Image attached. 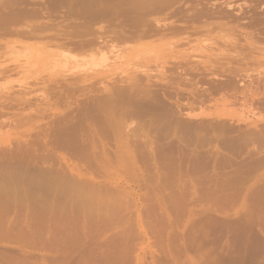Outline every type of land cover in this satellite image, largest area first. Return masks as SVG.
<instances>
[{
    "label": "rangeland",
    "instance_id": "1",
    "mask_svg": "<svg viewBox=\"0 0 264 264\" xmlns=\"http://www.w3.org/2000/svg\"><path fill=\"white\" fill-rule=\"evenodd\" d=\"M111 1H117L115 5L120 2L117 6L118 9L122 7L120 14ZM121 1L0 0V225L3 227H0V264H230V254L236 245L227 226L231 215L229 211L217 209L221 204L229 206V200L215 199L216 206L213 197H198L195 192L198 178L207 190L215 174L218 177L223 173L228 174L233 165H246L249 154L264 153V150L252 151L264 148V95L261 97L264 93V0ZM163 3L165 5L160 8L159 4ZM110 13L114 14L111 16ZM124 14L126 18H123ZM123 30L128 32L126 35L130 38L121 36L125 33ZM117 31H121L118 36L123 38L122 41L127 38L124 44H121V39L114 42ZM139 32L141 35L137 34ZM106 35L110 41L114 38L112 42H108ZM101 36L105 39L99 48L94 45L95 48L88 50L90 44L93 46L95 41L98 44L99 40H103ZM89 38L94 43L87 41ZM84 41L87 44L90 42L88 47ZM64 42L69 46L65 47ZM71 44H78V48L74 45L78 50ZM84 44L86 52L81 51ZM111 88L118 91L113 93ZM112 94L117 97L113 98ZM93 95H98L93 98L104 95V99L101 96L102 100H93ZM103 101L108 102L102 105ZM150 104L154 105L151 107ZM77 108L80 111H76ZM126 108L131 111L127 112ZM124 113L128 116L131 113L128 120ZM74 119L78 122L75 120L74 123ZM142 122L146 125L142 126ZM201 122H205V125ZM131 126L134 133L129 131L133 130ZM204 129L210 133L207 134ZM247 132L250 133L246 135ZM167 133H171L170 136ZM175 133L180 136L178 139ZM223 133L226 138L222 139ZM181 137L187 142L182 141ZM246 140L249 143L244 142ZM75 141L80 142V147L75 145ZM197 142L201 144L197 145ZM63 145L66 146L63 148ZM159 147L164 152L156 153ZM76 151L79 154L82 152V155ZM151 153L160 155L152 159ZM176 170L180 175L176 174ZM81 183H85V186ZM184 190L186 195H183ZM182 195L190 202H186L188 205L184 198H180ZM176 210L180 213H176ZM89 212L92 214L88 215ZM183 214L185 218L181 217ZM121 215H125L124 220ZM163 217L166 221L162 220ZM176 221H179L178 224ZM159 229L162 232L159 233ZM89 236L92 239H88ZM174 237L177 241L171 240ZM163 242L166 244L163 245ZM168 250L175 255L172 257ZM221 258L227 261L220 262Z\"/></svg>",
    "mask_w": 264,
    "mask_h": 264
},
{
    "label": "crops",
    "instance_id": "2",
    "mask_svg": "<svg viewBox=\"0 0 264 264\" xmlns=\"http://www.w3.org/2000/svg\"><path fill=\"white\" fill-rule=\"evenodd\" d=\"M257 150H264V148H256L252 151ZM249 156L246 165L232 166L233 169L231 168L228 175L225 174L227 177L224 175L216 176L217 178L213 177V181H211L207 190L205 184L198 178V186L195 192L198 197H213L219 200L222 198V200L229 199V206L226 207L225 205L222 208L221 205L219 210L221 212L229 211L231 215L230 223L232 225L230 226L229 223V230L231 237L236 240V245L230 254V264H264V153L260 155L251 153ZM254 197L256 198L254 199ZM232 198L234 199L232 200ZM254 200L256 201L254 202ZM254 203H256V206H254ZM258 212L261 213L258 214ZM226 261L225 258L220 259V262Z\"/></svg>",
    "mask_w": 264,
    "mask_h": 264
},
{
    "label": "bare ground",
    "instance_id": "3",
    "mask_svg": "<svg viewBox=\"0 0 264 264\" xmlns=\"http://www.w3.org/2000/svg\"><path fill=\"white\" fill-rule=\"evenodd\" d=\"M57 1H58V0H57ZM118 1H119V0H118ZM120 1H121V0H120ZM124 1H125V0H124ZM146 1H147V0H146ZM157 1H158V0H157ZM157 1H155V3H156ZM162 1H163V0H161V2H162ZM175 1H176V0H175ZM51 2H52V1H51ZM53 2H54V1H53ZM109 2H110V1H109ZM111 2H112V1H111ZM115 2H117V1H115ZM115 2H112V4H113L114 6L117 7L118 4H119L120 2H119L117 5H115ZM121 2H122V1H121ZM132 2H134V1H132ZM147 2H149V1H147ZM150 2L152 3V0H151ZM171 2H172V1H171ZM56 3H57V2H56ZM76 3H77V2H76ZM103 3H104V2H103ZM123 3H124V2H123ZM123 3H122L121 5H123ZM135 3H136V2H135ZM139 3H140V2H139ZM155 3H154V5H157V6H158V4H155ZM173 3H174V2H173ZM67 4H68V3H67ZM69 4H71V3H69ZM112 4H111V5H112ZM149 4H150V3H149ZM166 4H167V2H166ZM102 5H103V4H102ZM107 5H108V3H107ZM111 5H110V6H111ZM119 5H120V4H119ZM125 5H126V4H125ZM127 5H128V4H127ZM129 5H130V4H129ZM134 5H137V4H134ZM140 5H141V3H140ZM143 5H144V4H143ZM154 5H153V6L150 5V6L154 7L155 9H157V8L159 7V6H158V7H157V6L155 7ZM159 5H160V8H161V6H164L165 4L163 3V5H162V4H159ZM170 5H171V4H170ZM249 5H250V4H249ZM82 6H84V4H83ZM96 6H97V5H96ZM132 6H133V5H132ZM137 6H138V5H137ZM167 6H168V5H167ZM70 7H71V6H70ZM72 7H74V6H72ZM116 7H114V8H116ZM134 7H135V6H134ZM140 7H141V6H140ZM221 7H222V6H221ZM99 8H100V7H99ZM108 8H109V7H108ZM108 8H106V9H108ZM121 8H122V7H119V9H118V7L116 8V9H118L119 14H120V11H119V10H120ZM123 8H124V7H123ZM127 8H128V7H127ZM127 8H126V10H127ZM131 8H132V7L130 6V9H131ZM143 8H144V7H143ZM143 8H141V9H143ZM175 8H177V7H175ZM211 8H212V7H211ZM82 9H83V8H82ZM82 9H81V10H82ZM93 9H94V7H93ZM102 9H104V8H102ZM110 9H112V8H110ZM133 9H134V8H133ZM133 9H132V10H133ZM146 9H147V8H146ZM152 9H153V8H152ZM152 9H151V11H152ZM158 9H159V8H158ZM158 9H157V10H158ZM202 9H203V8H202ZM224 9H225V8H224ZM160 10H161V9H160ZM199 10H200V9H199ZM68 11H69V10H68ZM90 11H91V10H90ZM90 11H89V12H90ZM96 11H97V10H96ZM108 11H110V10L108 9ZM108 11H107V12H108ZM114 11H115V10H114ZM121 11H122V10H121ZM138 11H139V10H138ZM162 11H163V10H162ZM171 11H172V10H171ZM202 11H203V10H202ZM215 11H216V9H215ZM80 12H81V11H80ZM80 12H79V14H81ZM104 12H105V11H104ZM112 12H113V11L111 10V13H112ZM118 12L115 11L114 13L117 14V15L119 16ZM123 12H124V11H123ZM130 12H133V11L130 10ZM134 12H135V11H134ZM158 12H159V11H158ZM174 12H175V10H174ZM178 12H179V11H178ZM181 12H182V10H181ZM200 12H201V11H200ZM210 12H211V11H210ZM210 12H209V13H210ZM262 12H263V11H262ZM111 13H110V14H111ZM114 13H113V14H114ZM135 13H136V12H135ZM150 13H151V12H150ZM154 13H155V12H154ZM197 13H198V12H197ZM215 13H216V12H215ZM220 13H221V12H220ZM231 13H232V12H231ZM97 14H98V13H97ZM113 14H111V16H112ZM125 14H126V12H125ZM125 14H124V15H125ZM148 14H149V13H148ZM184 14H185V13H184ZM235 14H236V13H235ZM244 14H245V13H244ZM124 15H123V16H124ZM205 15H206V14H205ZM233 15H234V14H233ZM118 16H117V17H118ZM121 16H122V15H121ZM130 16H131V15H130ZM141 16H142V15H141ZM186 16H187V15H186ZM193 16H194V15H193ZM197 16H198V14H197ZM201 16H202V15H201ZM107 17H108V16H107ZM114 17H115V15H114ZM114 17H113V18H114ZM119 17H120V16H119ZM133 17H134V16H133ZM135 17H136V16H135ZM195 17H196V16H195ZM198 17H200V16H198ZM255 17H256V16H255ZM89 18H90V17H89ZM111 18H112V17H111ZM115 18H116V17H115ZM123 18H126V15H125ZM123 18H122V19H123ZM131 18H132V17H131ZM187 18H188V17H187ZM227 18H228V17H227ZM231 18H232V16H231ZM238 18H239V17H238ZM232 19H233V18H232ZM259 19H260V18H259ZM100 20H101V19H100ZM158 20H159V19H158ZM165 20H166V19H165ZM186 20H188V19H186ZM122 21H123V20H122ZM124 21H125V20H124ZM143 21H144V20H143ZM156 21H157V20H156ZM190 21H191V20H190ZM158 22H159V21H158ZM167 22H168V21H167ZM257 22H258V21H257ZM87 23H89V22H87ZM116 23H117V22H116ZM137 23H138V21H137ZM165 23H166V22H165ZM165 23H164V24H165ZM215 23H216V22H215ZM113 24H114V23H113ZM142 24H143V23H142ZM169 24H170V23H169ZM110 25H112V24H110ZM135 25H136V24H135ZM149 25H150V24H149ZM117 26H118V25H117ZM171 26H172V25H171ZM212 26H214V25H212ZM43 27H45V26L43 25ZM66 27H67V26H66ZM87 27H88V26H87ZM125 27H126V26H125ZM135 27H136V26H134V29L136 30ZM158 27H159V26H158ZM163 27H164V26H163ZM167 27H168V26H167ZM168 28H169V27H168ZM173 28H174V27H173ZM40 29H41V28H40ZM85 29H86V28H85ZM85 29H84V30H85ZM124 29H125V28H124ZM146 29H148V28H146ZM149 29H150V28H149ZM64 30H65V29H64ZM113 30H114V29H113ZM113 30H112V31H113ZM125 30H126V29H125ZM137 30H138V29H137ZM137 30H136V31H137ZM151 30H152V29H151ZM151 30H150V31H151ZM257 30H258V29H257ZM28 31H29V30H28ZM145 31H146V30H145ZM147 31H148V30H147ZM147 31H146V32H147ZM258 31H259V30H258ZM19 32H20V31H19ZM109 32H110V31H109ZM123 32H125V33H123ZM123 32H122V33H123L122 35H121V31H120V32L117 31V33L114 32V33H116L117 38L119 39V40H118V39L116 38V41L114 40V42H120V39H121V41H122V39H123L121 36H124V35H126V34L128 35V32L126 33V31H124V30H123ZM140 32H141V31H140ZM140 32L137 33V34L141 35ZM143 32H144V31H143ZM153 32H154V31H153ZM172 32H173V31H172ZM114 33H113V35H115ZM118 33H120L121 36H118ZM239 33H240V32H239ZM254 33H255V32H254ZM260 33H262V32H260ZM25 34H26V33H25ZM28 34H29V33H28ZM92 34H93V33H92ZM111 34H112V33H111ZM111 34H110V36H111ZM130 34H131V33H130ZM130 34H129V35H130ZM143 34L145 35V33H143ZM62 35H63V34H62ZM66 35H68V34H66ZM97 35H98V33H97ZM100 35H102V34H100ZM113 35H112V38H113ZM116 35H115V36H116ZM127 35H126V36H127ZM139 35H138V36H139ZM27 36H28V35H27ZM29 36H30V35H29ZM103 36H105V35H103ZM103 36H101L102 39H103V38L105 39V37H103ZM126 36H125V37H126ZM134 36H135V35H134ZM145 36H146V35H145ZM239 36H240V35H239ZM57 37H58V36H57ZM57 37H56V38H57ZM106 37L109 38L108 35H106ZM127 37L130 38V36H127ZM132 37H133V36H132ZM132 37H131V39H132ZM136 37H137V36H136ZM54 38H55V37H54ZM93 38H94V37H93ZM93 38H92V39H93ZM98 38H100V37H98ZM108 38H107V40H108V42H109V41H110V38H109V39H108ZM134 38H135V37H134ZM95 39H96V38H95ZM100 39H101V38H100ZM104 39H103L102 41L98 39V40L100 41V43L97 44V41H95L96 43L93 44V46H92V45L90 44V42L93 41V40H91V39L89 38V40H87V41H90V40H91L88 44H90L92 47H90V45H89L88 50L91 49V48H93L94 45H95V47H96V45H97L98 48H99V45H101V44L103 43ZM113 39H114V38H113ZM113 39H112V40H113ZM257 39H258V38H257ZM48 40H50V39H48ZM112 40H111L110 42H112ZM117 40H118V41H117ZM126 40H127V38H126ZM126 40H125V41H126ZM129 40H130V39H129ZM77 41H78V40H77ZM87 41H86V42L84 41V43L87 44ZM125 41H122L121 44H122L123 42L125 43ZM68 42H69V41H68ZM101 42H102V43H101ZM108 42H107V44L110 43V42H109V43H108ZM58 43H59V42H58ZM58 43H57V44H58ZM60 43L63 44L62 42H60ZM60 43H59V44H60ZM81 43H82V42H81ZM91 43H94V42H91ZM124 43H123V44H124ZM238 43H239V42H238ZM258 43H259V41H258ZM59 44H58V46H59ZM64 44H65V47L69 46V45L66 46V43H65V42H64ZM67 44H68V43H67ZM82 44H83V43H82ZM88 44L86 45V47H88ZM72 45H73V44H71V46H72ZM74 45H75V44H74ZM74 45H73L74 48H75V46H76L77 48H78V46H79L78 44H77L78 46H77V45L74 46ZM80 46H81V45H80ZM110 46H111V44H110ZM110 46H109V47H110ZM114 46H115V45H114ZM255 46H256V45H255ZM81 47H82V46H81ZM95 47H94V48H95ZM100 47H103V45L100 46ZM61 48H62V47H61ZM63 48H64V46H63ZM77 48H75V49H77ZM96 48H97V47H96ZM98 48H97V49H98ZM75 49H74V50H75ZM85 49H87V48H85V44H84V48L82 47V48H81V51H83V50H85ZM100 49H101V48H100ZM100 49H99V50H100ZM77 50H78V49H77ZM243 50H244V49H243ZM79 51H80V48H79ZM86 51H87V50H85V52H86ZM93 51H94V50H93ZM239 52H240V50H239ZM96 53H97V52H96ZM236 54H237V53H236ZM71 56H72V55H71ZM216 62H217V61H216ZM237 62H238V61H237ZM213 63H214V62H213ZM250 63H251V62H250ZM220 64H221V63H220ZM253 64H254V63H253ZM256 66H257V65H256ZM177 67H178V66H177ZM188 69H189V68H188ZM231 69H232V68H231ZM237 69H238V68H237ZM191 70H192V68H191ZM184 71H185V70H184ZM238 71H240V70H238ZM250 71H251V70H250ZM202 72H203V71H202ZM235 72H236V71H235ZM204 73H205V72H204ZM230 73H231V72H230ZM252 73H253V71H252ZM178 74H179V73H178ZM202 74H203V73H202ZM235 75H236V74H235ZM253 75H254V74H253ZM256 76H257V75H256ZM174 77H176V76H174ZM188 77H189V76H188ZM224 77H225V76H224ZM244 77H247V76H244ZM244 77H243V78H244ZM183 78H184V77H183ZM222 78H223V77H222ZM260 78H261V77H260ZM176 79H177V78H176ZM192 79H193V78H192ZM232 79H233V78H232ZM251 79H252V77H251ZM211 81H212V80H211ZM217 81H218V80H217ZM225 81H226V80H224V81H222V82H225ZM261 81H262V80H261ZM263 81H264V80H263ZM194 82H195V81H194ZM234 82H235V81H234ZM257 82H258V81H257ZM87 83H89V82H87ZM239 83H242V82H239ZM247 83H249V81H248ZM258 83H259V82H258ZM185 84H186V83H185ZM197 84H198V83H197ZM215 84H216V83H215ZM226 84H227V83H226ZM62 85H63V84H62ZM79 85H80V84H79ZM79 85H78V86H79ZM89 85H90V84H89ZM121 85H122V84H121ZM239 85H240V84H239ZM242 85H243V84H242ZM124 86H125V85H124ZM209 86H210V85H209ZM221 86H222V88H223V84H222ZM240 86H241V85H240ZM251 86H253V85H251ZM251 86H250V87H251ZM257 86H258V85H257ZM85 87H86V86H85ZM114 87H115V86H114ZM192 87H193V86H192ZM212 87H213V86H212ZM224 87H225V84H224ZM66 88H67V87H66ZM79 88H80V87H79ZM93 88H94V87H93ZM93 88H92V89H93ZM126 88H127V87H126ZM225 88H226V87H225ZM236 88H237V87H236ZM243 88H244V87H243ZM259 88H260V87H259ZM86 89H87V88H86ZM100 89H101V88H100ZM111 89L113 90V88H111ZM116 89H117V88H116ZM123 89H124V88H123ZM200 89H201V88H200ZM205 89H206V88H205ZM209 89H210V88H209ZM218 89H219V86H218ZM255 89H256V88H255ZM262 89H263V88H262ZM105 90H106L105 92H106V94H107V88H105ZM112 90H111V91H112ZM248 90H249V89H248ZM250 90H251V88H250ZM257 90H258V89H257ZM257 90H256V91H257ZM111 91H110V92H111ZM117 91H118V90H117ZM117 91H116V92H117ZM154 91H155V90H154ZM154 91H153V92H154ZM207 91H208V90H207ZM227 91H228V88H227ZM116 92L113 90V93H116ZM170 92H171V91H170ZM129 93H130V92H129ZM247 93H248V92H247ZM247 93H246V94H247ZM254 93H255V91H254ZM106 94H105V95H106ZM108 94H109V93H108ZM125 94H126V93H125ZM151 94H152V93H151ZM198 94H199V93H198ZM94 95H95V94H94ZM94 95H93L91 98L98 96V95H96V96H94ZM112 95H114V94H112ZM115 95H116V94H115ZM115 95L112 96V97H113V98H114V97H117V96H115ZM195 95H196V94H195ZM263 95H264V93L261 95V97H262ZM101 96H102V95H99V97H101ZM231 96H232V95H231ZM231 96H230V97H231ZM243 96H244V95H243ZM245 96H246V95H245ZM99 97H97L98 100H102V97H103V99H104V95L101 97V99H100ZM123 97H124V96H123ZM196 97H197V96H196ZM97 98H93V100H94V99H97ZM137 98H138V97H137ZM143 98H144V97H143ZM220 98H221V96H220ZM233 98H234V97H233ZM239 98H240V97H239ZM239 98H238V99H239ZM255 99H257V98H255ZM260 99H261V98H260ZM262 99H263V98H262ZM91 100H92V99H91ZM106 100H107V99H106ZM117 100H118V99H117ZM122 100H123V98H122ZM133 100H134V99H133ZM135 100H136V99H135ZM137 100H139V99H137ZM140 100H141V98H140ZM257 100H258V99H257ZM83 101H84V100H83ZM96 101H97V100H96ZM115 101H116V99H115ZM118 101H120V100H118ZM146 101H147V100H146ZM261 101H262V100H261ZM263 101H264V100H263ZM263 101H262V102H263ZM91 102H93V101H91ZM106 102H108V101H106ZM106 102L103 101V102H102V105H106ZM113 102H114V101H113ZM128 102H129V101H128ZM136 102H137V101H136ZM143 102H144V101H143ZM143 102L141 101V103H143ZM253 102H254V99H253ZM87 103H88V102H87ZM94 103H95V101H94ZM97 103H98V102H96V104H97ZM99 103H100L99 105H101V101H99ZM103 103H104V104H103ZM116 103H117V102H116ZM129 103H131V101H130ZM138 103L140 104V102H138ZM145 103H146V102H145ZM145 103H144V105H145ZM148 103H149V101H148ZM148 103H147V104H148ZM158 103H159V102H158ZM166 103H167V102H166ZM255 103H256V102H255ZM31 104H32V103H31ZM63 104H64V103H63ZM79 104H80V103H79ZM88 104H89V103H88ZM132 104H133V102H132ZM160 104H161V103H160ZM164 104H165V103H164ZM182 104H183V103H182ZM257 104H258V103H257ZM86 105H87V104H86ZM93 105H94V104H93ZM134 105H135V103H134ZM141 105H142V104H141ZM150 105H151V107H152L154 104H153V105L150 104ZM150 105H148V106H150ZM168 105H169V104H168ZM263 105H264V104H263ZM78 106H79V105H78ZM87 106H88V105H87ZM115 106H116V104H114V107H115ZM138 106H139V105H138ZM145 106H146V105H145ZM156 106H157V105H156ZM159 106H160V105H159ZM162 106H163V105H162ZM90 107H91V106H90ZM103 107H105V106H103ZM106 107H107V106H106ZM116 107H117V106H116ZM136 107H137V106H136ZM142 107H143V106H142ZM157 107H158V106H157ZM166 107H167V106H166ZM169 107H170V106H169ZM177 107H178V106H177ZM179 107H180V109H181V105H180ZM258 107H259V106H258ZM263 107H264V106H263ZM122 108H123V107H122ZM138 108H139V107H138ZM148 108H149V107H148ZM160 108H161V107H160ZM160 108H159V109H160ZM71 109H72V108H71ZM71 109H70V110H71ZM77 109H78V108H77ZM86 109H87V108H86ZM97 109H98V108H97ZM105 109H107V108H105ZM111 109H112V108H111ZM127 109H128V108H126V111H127V112L131 111L130 108H129V111H128ZM149 109H151V108H149ZM159 109L156 108V110H159ZM161 109H163V108H161ZM161 109H160V110H161ZM172 109H173V108H172ZM81 110H82V109H81ZM99 110H100V109H99ZM101 110H103V109H101ZM154 110H155V109H154ZM154 110H153V111H154ZM160 110H159V111H160ZM166 110H167V109H166ZM76 111H80V110L78 109V110H76ZM115 111H116V110H114V112H115ZM147 111H148V110H147ZM149 111H150V110H149ZM149 111H148V112H149ZM162 111H163V110H162ZM81 112H83V111H81ZM103 112H104V111H103ZM127 112H126V114H127ZM167 112H168V111H167ZM167 112H166V113H167ZM175 112H176V111H175ZM175 112H174V113H175ZM252 112H253V111H252ZM0 113H1V112H0ZM95 113H96V112H95ZM95 113H94V114H95ZM115 113H116V112H115ZM115 113H114V114H115ZM80 114H81V113H80ZM106 114H107V113H106ZM124 114H125V113H124ZM126 114H125V119H127L128 117L131 116V115H130L131 113L129 114V116L126 115ZM132 114H133V113H132ZM159 114H160V113H159ZM161 114H162V113H161ZM161 114H160V115H161ZM72 115H73V113H72ZM99 115H100V114H99ZM115 115H116V114H115ZM134 115H137V116H138L137 113H134ZM139 115H140V114H139ZM162 115H163V114H162ZM162 115H161V116H162ZM166 115H170V114H165L164 116H166ZM85 116H87V115L85 114ZM171 116H172V114H171ZM75 117H76V115H75ZM100 117H101V116H100ZM100 117H99V118H100ZM103 117H104V116H103ZM120 117H121V116H120ZM140 117H141V116H138V118H140ZM168 117H170V116H168ZM175 117H176V116H175ZM175 117H174V118H175ZM115 118H116V116H115ZM138 118H137V119H138ZM142 118H143V117H142ZM147 118H148V117H147ZM170 118H173V117H170ZM174 118H173V119H174ZM177 118H178V116H177ZM177 118H176V119H177ZM180 118H181V117H180ZM78 119H79V117H78ZM119 119H120V118H119ZM123 119H124V118H123ZM143 119H144V118H143ZM75 120H76V119H74V123H75ZM127 120H128V119H127ZM135 120H136V119H135ZM139 120H140V119H139ZM147 120H148V119H147ZM149 120H150V119H149ZM152 120H153V119H152ZM157 120H158V119H156V121H157ZM170 120H171V119H170ZM183 120H184V119H183ZM62 121H63V120H61V121L59 122V124H60ZM71 121H72V120H71ZM93 121H94V120H93ZM140 121H142V119H141ZM150 121H151V120H150ZM179 121H180V120H179ZM184 121L186 122V120H184ZM184 121H183V122H184ZM200 121H201V119H200ZM209 121H210V120H209ZM6 122H7V121H6ZM76 122H78V120H76ZM82 122H83V121H82ZM102 122H104V121H102ZM137 122H138V121H137ZM144 122H145V119H144ZM158 122H159V121H158ZM163 122H166V120L163 121ZM177 122H178V120H177ZM188 122H190V121L188 120ZM218 122H219V121H218ZM69 123H70V122H69ZM71 123H72V122H71ZM74 123H73V125H74ZM80 123H81V122H80ZM88 123H89V122H88ZM96 123H97V122L95 121V124H96ZM118 123H119V122H118ZM118 123H117V124H118ZM138 123H140V122H138ZM146 123H147V122H146ZM154 123H155V122H154ZM174 123H176V122H174ZM174 123H172V124H174ZM181 123H182V122H179V124H181ZM212 123H213V121H212ZM3 124H4V123H3ZM54 124H56V123H54ZM127 124H128V123H127ZM135 124H136V123H135ZM142 124H143L142 126H145V125H146V124L144 125L143 122H142ZM155 124H156V123H155ZM169 124H170V121H169ZM176 124H177V123H176ZM176 124H175V125H176ZM179 124H178V127L180 126ZM183 124H184V126H185V123H183ZM186 124H188V123H186ZM190 124H191V123H190ZM200 124H202V122H201ZM203 124L205 125V122H203ZM203 124H202V125H203ZM215 124H216V123H215ZM226 124H227V123H226ZM229 124H230V123H229ZM52 125H53V124H52ZM65 125H67V123H66ZM78 125H80V124H78ZM84 125H85V124H84ZM101 125H102V124H101ZM222 125H223V124H222ZM239 125H240V124H239ZM247 125H248V124H247ZM58 126H59V125H58ZM67 126H68V125H67ZM69 126H70V125H69ZM75 126H76V125H75ZM75 126H74V127H75ZM138 126H139V125H138ZM151 126H152V125H151ZM153 126H155V125L153 124ZM166 126H167V124H166ZM170 126H171V124H170ZM182 126H183V125H181V128H180L181 130H182ZM186 126L190 127L189 125H186ZM192 126H193V125H192ZM195 126H196V125H195ZM199 126H200V125H199ZM206 126H207V125H206ZM206 126H204V127H206ZM213 126H214V125H213ZM224 126H225V125H224ZM224 126H223V127H224ZM229 126H230V125H229ZM229 126H228V127H229ZM70 127H71V126H70ZM79 127H80V126H79ZM81 127H82V125H81ZM83 127H86V126H83ZM98 127H100V126L98 125ZM98 127L96 126V128H98ZM101 127H102V126H101ZM103 127L105 128V126H103ZM111 127H112V126H111ZM161 127H162V125H161ZM235 127H236V126H235ZM257 127H259V126H257ZM257 127H256L255 129H257ZM260 127H261V126H260ZM53 128H54V127H53ZM55 128H56V127H55ZM58 128H59V127H58ZM61 128H63V127H61ZM65 128H66V127H65ZM72 128H73V127H72ZM75 128H77V127H75ZM86 128H87V127H86ZM86 128H85V130H86ZM131 128H132V126H131ZM138 128H139V127H138ZM148 128H149V127H148ZM152 128H153V127H152ZM152 128H151V129H152ZM184 128H185V127H184ZM184 128H183V129H184ZM186 128H187V127H186ZM186 128H185V129H186ZM213 128H214V127H213ZM225 128H226V127H225ZM229 128H231V127H229ZM229 128H228V129H229ZM240 128H241V127H240ZM245 128H246V127H245ZM248 128H249V127H248ZM63 129H64V128H63ZM67 129H68V127H67ZM67 129H66V130H67ZM80 129H81V128H80ZM102 129H103V128H102ZM132 129H133V128H132ZM149 129H150V128H149ZM157 129H158V128H157ZM169 129H170V128H169ZM169 129H168V130H169ZM191 129H192V128H191ZM199 129H200V128H199ZM219 129H222V128H219ZM228 129H227V130H228ZM231 129H232V128H231ZM260 129H261V128H260ZM263 129H264V127H263ZM60 130H61V129H60ZM72 130H75V129H72ZM176 130H178V128H177ZM204 130H205V129H204ZM215 130H217V128H216ZM243 130H244V129H243ZM245 130H246V129H245ZM247 130H249V129H247ZM247 130H246V131H247ZM257 130H259V129H257ZM61 131H62V130H61ZM61 131H60V132H61ZM76 131H77V130H76ZM76 131H75V132H76ZM98 131H100V130H98ZM103 131H106V129H104ZM109 131H110V130H109ZM129 131H133V133H134V129H133V130H129ZM135 131H136V129H135ZM165 131H166V130H165ZM169 131H171V129H170ZM169 131H168V132H169ZM184 131H185V130H184ZM186 131H187V130H186ZM195 131H196V130H195ZM205 131H207V130H205ZM217 131H218V130H217ZM222 131H224V130L222 129ZM250 131H251V133H252V130H250ZM49 132H51V131H49ZM57 132H58V131H57ZM106 132H107V131H106ZM122 132H123V131H122ZM127 132H128V131H127ZM149 132H150V131H149ZM157 132H158V131H157ZM175 132H176V131H175ZM182 132H183V131H182ZM188 132H189V131H188ZM258 132H260V130H259ZM64 133H65V132H64ZM101 133H102V132H101ZM150 133H152V131H151ZM150 133H149V134H150ZM153 133H154V132H153ZM153 133H152V134H153ZM163 133H164V131H163ZM178 133H179V132H178ZM180 133H181V132H180ZM206 133L209 134L210 132L208 133V131H207ZM224 133H225V132H224ZM224 133H223V137H222V134H221L222 139H223V138H226V137H224ZM237 133H238V132H237ZM237 133H236V134H237ZM243 133H244V132H243ZM249 133H250V132H249ZM249 133L247 132L246 135H248ZM67 134H68V133H67ZM108 134H109V133H108ZM165 134H166V133H165ZM167 134H168V136H170L169 134H171V133H167ZM189 134H190V133H189ZM239 134H240V133H239ZM254 134H255V133H254ZM256 134H258V133L256 132ZM256 134H255V135H256ZM261 134H262V133H261ZM58 135H59V134H58ZM65 135H66V134H65ZM73 135H74V134H73ZM73 135H72V136H73ZM75 135H76V134H75ZM101 135H102V134H100V137L102 138L103 136H101ZM133 135H136V134H133ZM137 135H138V134H137ZM137 135H136V136H137ZM157 135H159V133H158ZM183 135H185V133H184ZM190 135H191V134H190ZM203 135H204V134H203ZM217 135H218V134H217ZM48 136H49V134H48ZM60 136L62 137L63 135L61 134ZM82 136H83V134H82ZM105 136H106V135H105ZM108 136H110V135H108ZM108 136H107V137H108ZM127 136H128V135H127ZM160 136H161V134H160ZM174 136H176V133H175ZM201 136H202V135H201ZM242 136H243V135H242ZM253 136H254V135H253ZM256 136H258V135H256ZM262 136H264V135H262ZM262 136L260 135L259 137H262ZM49 137H50V136H49ZM63 137H64V136H63ZM74 137H75V136H74ZM76 137H78V136H76ZM88 137H89V136H88ZM130 137H132V134H131ZM165 137H166V136H165ZM176 137H177L176 139H178L180 136L178 137V135H177ZM182 137H184V136H182ZM182 137H181V138H182ZM236 137H237V135H236ZM249 137H250V136H249ZM59 138H60V137H59ZM65 138H66V136H65ZM93 138H94V137H93ZM110 138H111V136H110ZM151 138H152V135H151ZM154 138H155V137H154ZM159 138H160V137H159ZM163 138H164V136H163ZM181 138H180V139H181ZM186 138H187V137H186ZM186 138H185V139H186ZM189 138H190V137H189ZM206 138H207V137H206ZM228 138H230V137H228ZM231 138H232V137H231ZM238 138H239V137H238ZM238 138H237V139H238ZM241 138H243V137H241ZM250 138H252V137H250ZM256 138L258 139V137H255L254 139H256ZM66 139H67V138H66ZM73 139H74V138H73ZM73 139H72V140H73ZM134 139H135V138H134ZM166 139H167V138H166ZM171 139H172V138H171ZM182 139H183L182 141L187 142L186 140H184V138H182ZM191 139H192V138H191ZM191 139H190V140H191ZM212 139H213V137H212ZM220 139H221V138H220ZM220 139H218L217 142H219ZM232 139H233V138H232ZM234 139H235V137H234ZM246 139H247V137H246ZM58 140H59V139H58ZM62 140H63V139H62ZM77 140H78V139H77ZM106 140H107V139H106ZM153 140H154V139H153ZM163 140H164V139H163ZM174 140H175V139H174ZM187 140H188V139H187ZM194 140H195V139H194ZM210 140H211V138H210ZM226 140H227V139H226ZM226 140H225V141H226ZM235 140H236V139H235ZM248 140H249V139H248ZM252 140H253V139H252ZM28 141H29V140H28ZM59 141H60V140H59ZM138 141H139V140H138ZM159 141H161V140H158V142H159ZM175 141H176V140H175ZM178 141H179V140H178ZM201 141H202V140H201ZM211 141H212V140H211ZM211 141H210V142H211ZM223 141H224V140H223ZM228 141H229V140H228ZM233 141H234V140H233ZM238 141H239V139H238ZM238 141H237V143H238ZM254 141H255V140H254ZM254 141H253V142H254ZM261 141H262V140H261ZM263 141H264V140H263ZM67 142H69V141H67ZM75 142H76L75 145H77V144H78V143H77L78 141H75ZM106 142H107V141H106ZM132 142H133V141H132ZM136 142H137V141H136ZM154 142H155V141H154ZM161 142H162V141H161ZM192 142H193V140H192ZM192 142H191V143H192ZM210 142H209V143H210ZM226 142H227V141H226ZM229 142H231V141H229ZM240 142H241V141H240ZM242 142H243V141H242ZM244 142L249 143L247 140L244 141ZM20 143H21V142H20ZM22 143H23V142H22ZM32 143H33V141H32ZM51 143H52V142H51ZM64 143H65V142H64ZM70 143H71V142H70ZM82 143H83V142H82ZM86 143H87V141H86ZM170 143L172 144L173 142H170ZM175 143H176V142H175ZM183 143H184V142H183ZM205 143H206V142H205ZM219 143H220V142H219ZM34 144H35V143H34ZM46 144H47V143H46ZM72 144H73V143H72ZM79 144H80V142H79ZM79 144H78V146H79ZM83 144H84V143H83ZM96 144H97V143H96ZM109 144H110V143H109ZM158 144H159V143H158ZM158 144H156V145H158ZM168 144H169V143H168ZM185 144H186V143H185ZM185 144H184V145H185ZM198 144H201V143H198V142H197V145H198ZM210 144H211V143H210ZM222 144H223V143H221V145H222ZM229 144H230V143H229ZM232 144H233V143H232ZM245 144H246V143H245ZM15 145H16V144H15ZM19 145H21V144H19ZM61 145H62V144H61ZM68 145H69V144L67 143V146H68ZM135 145H136V144H135ZM138 145H139V144H138ZM160 145H161V144H160ZM177 145H178V142H177ZM179 145H180V144H179ZM184 145H183V146H184ZM221 145H220V146H221ZM223 145H224V144H223ZM225 145H226V144H225ZM233 145H235V144H233ZM233 145H232V146H233ZM238 145H239V144H238ZM240 145H241V144H240ZM243 145H244V144H243ZM243 145H242V146H243ZM24 146H25V145H24ZM64 146H66V145H63V148H64ZM71 146H72V145H71ZM85 146H87V144H86ZM113 146H114V145H113ZM130 146H131V145H130ZM153 146H154V145H153ZM220 146H219V148H220ZM230 146H231V145H230ZM22 147H23V146H22ZM37 147H38V146H37ZM61 147H62V146H61ZM79 147H80V146H79ZM135 147H136V146H135ZM163 147H164V146H163ZM166 147L168 148L169 146H166ZM177 147H178V146H177ZM179 147H182V145L179 146ZM179 147H178V148H179ZM185 147H186V146H185ZM239 147H240V146H239ZM39 148H40V147H39ZM86 148H87V147H86ZM140 148H141V147H140ZM155 148H157V147H155ZM160 148H161V147H159L158 151L156 150V153H157V152H162V150H163V152H164V149H163V148L160 149ZM173 148H176V146H173ZM188 148H190V147H188ZM28 149H29V148H28ZM30 149H31V148H30ZM37 149H38V148H37ZM74 149H75V148H74ZM83 149H85V148H83ZM97 149H98V148H97ZM165 149H166V148H165ZM169 149H171V148H169ZM200 149H201V148H200ZM200 149H198V150H200ZM117 150H118V149H117ZM117 150H116V151H117ZM119 150H120V149H119ZM139 150H140V149H139ZM154 150H155V149H154ZM171 150H172V149H171ZM173 150H175V149H173ZM177 150H178V149H177ZM182 150H184V149H182ZM228 150H229V149H228ZM236 150H237V149H236ZM239 150H240V149H239ZM27 151H28V150H27ZM71 151H72V150H71ZM86 151H87V149H86ZM120 151H121V150H120ZM165 151H166V150H165ZM167 151H169V150H167ZM188 151H190V150H188ZM226 151H227V150H226ZM74 152H75V151H74ZM76 152H78V151H76ZM80 152H81V151H80ZM82 152H84V151L82 150ZM82 152H81V154H79V152H78V154L81 156V155H82ZM108 152H109V151H108ZM114 152H115V151H114ZM118 152H119V151H118ZM142 152H143V150H142ZM148 152H149V151H148ZM170 152H172V151H170ZM195 152H196V151H195ZM216 152H217V151H216ZM85 153H86V152H85ZM85 153H84V154H85ZM115 153H116V152H115ZM120 153H121V152H120ZM120 153H119V155H120ZM137 153H138V152H137ZM137 153H135V154H137ZM143 153H144V152H143ZM149 153H150V152H149ZM156 153H151V158H152V159H153V158L156 159V156H159V155H160L159 153H158L159 155H158V154L155 155ZM177 153H178V152H177ZM179 153H180V152H179ZM187 153H188V152H187ZM213 153H214V152H213ZM227 153H230V151L227 152ZM74 154H77V153H74ZM78 154H77V155H78ZM84 154H83V155H84ZM94 154H96V153H94ZM116 154H117V153H116ZM141 154H142V153H141ZM145 154H146V153H144L143 155H145ZM161 154H162V153H161ZM168 154H169V153H168ZM168 154H167V156H168ZM51 155H52V154H51ZM109 155H110V154H109ZM143 155H142V156H143ZM163 155H164V154H163ZM185 155H186V154H185ZM185 155H184V157L187 159V157H186ZM224 155H225V153H224ZM224 155H223V156H224ZM115 156H118V155H115ZM137 156H138V155H137ZM139 156H140V155H139ZM142 156H141V157H142ZM146 156H147V155H146ZM148 156H149V154H148ZM164 156H165V155H164ZM167 156H166V157H167ZM52 157H53V156H52ZM52 157H51V158H52ZM82 157H83V156H82ZM84 157H86V155H85ZM118 157H119V156H118ZM143 157H144V156H143ZM169 157H170V156H169ZM171 157H173L172 154H171ZM184 157H183V159L181 158L183 161H184V159H185ZM200 157L203 158L204 156L201 155ZM234 157H235V156H234ZM162 158H163V157H162ZM52 159H54V158H52ZM82 159H83V158H82ZM112 159H113V158H112ZM137 159H139V158H137ZM137 159H136V160H137ZM148 159H149V157H148ZM166 159H167V158H166ZM166 159H165V161H166ZM188 159H189V158H188ZM204 159H205V158H204ZM207 159H208V158H207ZM215 159H216V158H215ZM218 159H219V158H218ZM221 159H222V158H221ZM221 159H220V160H221ZM224 159H225V157H224ZM227 159H228V158H227ZM110 160H111V159H110ZM116 160H118L117 157H116ZM161 160H162V159H161ZM220 160H219V161H220ZM53 161H55V160H53ZM82 161H83V160H82ZM158 161H159V160H158ZM179 161H180V160H179ZM202 161H203V160H202ZM224 161H225V160H224ZM229 161H231V160H229ZM88 162H89V160H88ZM113 162H114V161H113ZM146 162H147V160H146ZM173 162H174V161H173ZM173 162H171V163H173ZM196 162H197V161H196ZM199 162H200V161H199ZM207 162H209V160H208ZM215 162H216V161H215ZM143 163H144V162H143ZM158 163H159V162H158ZM166 163H167V162H166ZM168 163H169V162H168ZM184 163H185V162H184ZM184 163H183V164H184ZM190 163H191V161H190ZM205 163H206V162H205ZM205 163H204V164H205ZM225 163H226V162H225ZM225 163H224V165H225ZM145 164H146V163H145ZM159 164H160V163H159ZM159 164H158V165H159ZM169 164H170V163H169ZM173 164H174V163H173ZM173 164H172V165H173ZM200 164H201V163H200ZM236 164H237V163H236ZM90 165H91V163H90ZM90 165H89V166H90ZM146 165H147V164H146ZM148 165H150V164H148ZM163 165H164V164H163ZM167 165H168V164H167ZM167 165H166V166H167ZM206 165H207V164H206ZM206 165H205L204 167H206ZM232 165H233V163H232ZM92 166H93V165H92ZM141 166H142V165H141ZM170 166H171V165H170ZM197 166H198V162H197ZM214 166H215V165H214ZM228 166H229V164H228ZM230 166H231V165H230ZM230 166H229V167H230ZM233 166H234V165H233ZM240 166H241V165H240ZM53 167H54V166H53ZM87 167H88V166H87ZM150 167H151V166H150ZM159 167H160V166H159ZM161 167H162V166H161ZM180 167H182V166H180ZM183 167H184V165H183ZM201 167H202V166H201ZM229 167H228V169H229ZM93 168H94V167H93ZM97 168H98V167H97ZM167 168H168V167H167ZM173 168H174V166H173ZM175 168H177V167H175ZM208 168H209V167H208ZM220 168H221V167H220ZM220 168H219V169H220ZM224 168H226V167H224ZM95 169H96V168H95ZM177 169H179V168H177ZM196 169H197V168H196ZM214 169H215V168H214ZM216 169H217V168H216ZM219 169H218V170H219ZM226 169H227V168H226ZM226 169H225V170H226ZM232 169H233V168H232ZM240 169H241V168H240ZM244 169H245V168H244ZM96 170H97V169H96ZM230 170H231V169H230ZM246 170H247V169H246ZM172 171H173V169H172ZM178 171H180V170H178ZM221 171H222V169H221ZM237 171H238V170H237ZM92 172H93V171H92ZM165 172H166V171H165ZM173 172H175V171H173ZM226 172H227V171H226ZM226 172H225V173H226ZM247 172H248V171H247ZM100 173H101V172H100ZM171 173H172V172H171ZM171 173H170V174H171ZM217 173H218V172H217ZM220 173H221V172H220ZM248 173H249V172H248ZM94 174H95V173H94ZM101 174H102V173H101ZM148 174H149V173H147L146 175H148ZM176 174H177V170H176ZM178 174H179V173H178ZM178 174H177V175H178ZM181 174H182V173H181ZM226 174H227V173H226ZM242 174H243V173H242ZM242 174H240V175H242ZM64 175H65V174H64ZM66 175H67V174H66ZM96 175H97V174H96ZM167 175H168V174H167ZM179 175H180V174H179ZM210 175H211V174H210ZM218 175H220V174L218 173ZM221 175H222V174H221ZM221 175H220V176H221ZM223 175H224V173H223ZM227 175H228V174H227ZM227 175H226V176L224 175V176L227 177ZM230 175H231V174H230ZM62 176H63V175H62ZM150 176H151V175H150ZM168 176H170V175H168ZM174 176H175V175H174ZM68 177H69V176H68ZM214 177H216V174L214 175ZM228 177H229V176H228ZM245 177H246V176H245ZM60 178H61V177H60ZM172 178H173V177H172ZM216 178H217V177H216ZM230 178H231V177H230ZM233 178H234V177H233ZM63 179H64V178H63ZM70 179H71V178H70ZM145 179H146V178H145ZM164 179H165V178H164ZM65 180H66V179H65ZM65 180H64V181H65ZM71 180H72V179H71ZM66 181H67V180H66ZM75 181H76V180H75ZM75 181H74V184H75ZM81 181H82V180H81ZM232 181H233V180H232ZM68 182H69V181H68ZM163 182H164V180H163ZM86 183H87V182H86ZM161 183H162V182H161ZM84 184H85V183H83V184L81 183V185L85 186ZM259 184L261 185V183H259ZM98 185H99V184H98ZM88 186H89V185H88ZM88 186H87V188H88ZM91 186H92V185H91ZM161 186H164V185H161ZM73 187H74V186H73ZM76 187H77V186H76ZM89 187H90V186H89ZM103 187H104V186H103ZM150 187H151V186H150ZM152 187H153V186H152ZM259 187H260V186H259ZM83 188H84V187H83ZM94 188H96V187H94ZM111 188H112V187H111ZM100 189H101V188H100ZM103 189H104V188H103ZM103 189H102V190H103ZM108 189H109V188H108ZM115 189H116V188H115ZM158 189H160V187H158ZM180 189H181V188H180ZM180 189H179V190H180ZM258 189H259V188H258ZM81 190H82V189H81ZM89 190H90V189H89ZM94 190H95V189H94ZM104 190H106V189H104ZM109 190H110V189H109ZM113 190H114V189H113ZM113 190H112V191H113ZM117 190H118V189H117ZM150 190H151V189H150ZM150 190H148V191H150ZM172 190H173V189H172ZM106 191H108V190H106ZM181 191H182V190H181ZM187 191H190V190H187ZM229 191H230V190H229ZM241 191H242V190H241ZM251 191H253V190H251ZM251 191H250V192H251ZM108 192H109V191H108ZM110 192H111V191H110ZM110 192H109V193H110ZM113 192H114V191H113ZM151 192H152V191H151ZM153 192H154V191H153ZM177 192H178V191H177ZM239 192H240V191H239ZM250 192H249V193H250ZM109 193H107V194H109ZM178 193H180V192H178ZM255 193H256V192H255ZM170 194H171V192H170ZM181 194H182V193H181ZM186 194H187V193H186ZM186 194H185V190H184V194H183V195H186ZM190 194H191V192H190ZM190 194H188V195H190ZM206 194H207V193H206ZM235 194H236V193H235ZM251 194H252V193H251ZM259 194H260V193H259ZM262 194H263V192H262ZM149 195H150V194H149ZM171 195H172V194H171ZM179 195H180V194H179ZM179 195H178V196H179ZM183 195H182V197H180V198H184V199H185L186 196L183 197ZM247 195H248V194H247ZM253 195H254V194H253ZM172 196H173V195H172ZM224 196H225V195H224ZM227 196H228V195H227ZM234 196H235V195H234ZM255 196H256V195H255ZM141 197H142V196H141ZM145 197H146V196H145ZM151 197L153 198V196L150 195V198H151ZM161 197H162V196H161ZM175 197H176V195H175L173 198H175ZM216 197H217V196H216ZM236 197H239V196H236ZM256 197H257V196H256ZM256 197H254V199H255ZM142 198H143V197H142ZM148 198H149V197H148ZM148 198H147V199H148ZM165 198H167V197H165ZM178 198H179V197H178ZM178 198H177V199H178ZM211 198H212V197H211ZM219 198H220V197H219ZM144 199H145V198H144ZM162 199H163V198H162ZM168 199L170 200V198H168ZM205 199H207V198H205ZM215 199L217 200V198H215ZM215 199H214V200H215ZM222 199H223V198H222ZM222 199H221V200H222ZM233 199H234V198H232V200H233ZM245 199H246V198H245ZM250 199H251V198H250ZM118 200H119V199H118ZM166 200H167V199H166ZM185 200H186V201H184V202L186 203V202H187V199H185ZM216 200L214 201V203H216V202L218 201V200H217V201H216ZM228 200H229V199H228ZM260 200H261V199H260ZM147 201H148V202H147ZM147 201H146V202L150 204L149 199H148ZM151 201H152V200H151ZM205 201H206V200H205ZM207 201H208V200H207ZM212 201H213V200H212ZM251 201H252V200H251ZM255 201H256V200H254V202H255ZM153 202H154V201H153ZM164 202H165V201H164ZM170 202H171V200H170ZM170 202H169V203H170ZM174 202H175V201H174ZM178 202H179V201H178ZM180 202H181V200H180ZM180 202H179V203H180ZM208 202H209V201H208ZM219 202H221V201H219ZM219 202H218V203H219ZM231 202H232V201H231ZM244 202H245V201H244ZM160 203H161V202H160ZM185 203H184V204H185ZM187 203H190V202H187ZM187 203H186V204H187ZM191 203H192V202H191ZM228 203H229V202H228ZM260 203H261V201H260ZM123 204H124V203H123ZM126 204H127V203H126ZM151 204H152V203H151ZM167 204H168V203H167ZM172 204H173V203H172ZM174 204H175V203H174ZM174 204H173V206H176V205H177L176 207H179L178 204H176V205H174ZM180 204H181V203H180ZM220 204H221V203H220ZM220 204H219V205H220ZM263 204H264V203H263ZM153 205H155V204H153ZM153 205H152V206H153ZM181 205H182V204H181ZM187 205H188V204H187ZM210 205H211V204H210ZM219 205H218V206H219ZM221 205H222V204H221ZM221 205H220V206H221ZM247 205H248V203H247ZM122 206H123V205H122ZM149 206H151V205H149ZM149 206H148V207H149ZM165 206H166V205H165ZM206 206H207V205H206ZM211 206H212V205H211ZM216 206H217V203H216ZM254 206H256V203H254ZM154 207H155V206H154ZM157 207H158V206H157ZM157 207H156V208H157ZM170 207H171V204H170ZM180 207H181V206H180ZM182 207H183V206H182ZM182 207H181V208H182ZM223 207H224V206L222 205V208H223ZM226 207H227V206H226ZM260 207H261V206H260ZM152 208H153V207H152ZM173 208H174V207H173ZM183 208L186 209V207H183ZM216 208H217V207H216ZM220 208H221V207H220ZM220 208H217V209H220ZM254 208H255V207H254ZM157 209H158V208H157ZM160 209H161V208H160ZM164 209H165V208H164ZM185 209H184V210H185ZM191 209H193V208L191 207ZM256 209H257V208H256ZM258 209H259V208H258ZM261 209H263V208H261ZM130 210H131V209H130ZM142 210H143V209H142ZM150 210H151V209H150ZM154 210H155V208H154ZM170 210H171V209H170ZM177 210H179V209H177ZM177 210H176V213L178 212ZM181 210H183V209H181ZM186 210H187V209H186ZM146 211H148V213H149V210H147V208H146ZM172 211H173V209H172ZM193 211H194V210H193ZM257 211H258V210H257ZM259 211L262 212V210H260V209H259ZM117 212H118V211H117ZM152 212H153V209H152ZM186 212H187V211H186ZM188 212H189V211H188ZM191 212H192V211H191ZM261 212H260V213H261ZM87 213H88V212H86V214H87ZM119 213H120V212H119ZM126 213H127V212H126ZM126 213H124V214H126ZM141 213H142V212H141ZM153 213H155V212H153ZM169 213H170V212H169ZM178 213H180V211H179ZM260 213L258 212V214H260ZM90 214H92V213L89 212L88 215H90ZM93 214H94V213H93ZM101 214H102V213H101ZM108 214H109V213H108ZM131 214H132V213H131ZM145 214H146V213H145ZM157 214H158V213H157ZM157 214H156V215H157ZM164 214H165V213H164ZM184 214H185V213H184ZM184 214H183V216H181V217H184ZM188 214H189V213H188ZM97 215H98V214H97ZM110 215H111V214H110ZM159 215H160V213H159ZM170 215H171V214H170ZM176 215H177V214H176ZM179 215H181V214H179ZM189 215H190V214H189ZM93 216H94V215H92V217H93ZM99 216H100V214H99ZM115 216H116V215H115ZM117 216H118V214H117ZM121 216H122L121 218L123 219V217H124L125 215H124V216L121 215ZM172 216L175 217V215H172ZM172 216H171V217H172ZM212 216H213V215H212ZM257 216H259V215H257ZM88 217H89V216H88ZM88 217H87V219H89ZM90 217H91V216H90ZM97 217H98V216H97ZM102 217H103V215H102ZM111 217H112V216H111ZM119 217H120V216H119ZM174 217H173L172 219H175ZM178 217H180V216H178ZM263 217H264V216H263ZM93 218H94V217H93ZM93 218H92V219H93ZM107 218H108V217H107ZM109 218H110V217H109ZM152 218H154V216H153ZM158 218H159V217H158ZM176 218H177V217H176ZM184 218H185V217H184ZM87 219H86V220H87ZM101 219H102V218H101ZM111 219H112V218H111ZM116 219H117V218H116ZM156 219H157V218H156ZM163 219H164V217L162 218V220H163ZM178 219H179V218H178ZM210 219H211V218L209 217V220H210ZM213 219H214V218H213ZM215 219H216V217H215ZM258 219H259V218H258ZM263 219H264V218H263ZM263 219L261 218V220H263ZM94 220H95V219H94ZM117 220H118V219H117ZM123 220H124V219H123ZM150 220H152V219L150 218ZM153 220H155V219H153ZM159 220H161V219H159ZM159 220H157V221L159 222ZM162 220H161V221H162ZM167 220H168V219H167ZM170 220H171V219H170ZM211 220H212V219H211ZM87 221H88V220H87ZM102 221H103V220H102ZM102 221H101V222H102ZM104 221H105V220H104ZM120 221H122V220L120 219ZM128 221H129V220H128ZM128 221H127V223H128ZM157 221H156V222H157ZM164 221H166V220L164 219ZM179 221H181V220H179ZM179 221H178V222H179ZM183 221H184V220H183ZM227 221H228V220H227ZM88 222H89V221H88ZM108 222H109V221H108ZM130 222H131V220H130ZM130 222H129V223H130ZM146 222H147V221H146ZM153 222H154V221H153ZM169 222H170V221H169ZM169 222H165V223L168 224ZM172 222H173V220H172ZM174 222H175V221H174ZM178 222L176 221L177 224H178ZM184 222H185V221H184ZM208 222H209V221H208ZM212 222H214V221H212ZM215 222H216V221H215ZM231 222H232V221H231ZM22 223H23V222H22ZM76 223H77V222H76ZM76 223L74 222V224H76ZM90 223H92V222L90 221ZM98 223H99V222H98ZM111 223H112V222H111ZM129 223H128V224H129ZM132 223H133V222H132ZM165 223H163V224H165ZM206 223H207V222H206ZM223 223H225V220H224ZM223 223H222V224H223ZM228 223H229V222H228ZM239 223H240V222H239ZM244 223L246 224V222H244ZM11 224H12V223H11ZM14 224H16V223H14ZM78 224H79V223H78ZM88 224H89V223H88ZM99 224H100V223H99ZM104 224H105V223H104ZM119 224H120V222H119ZM128 224H127V225H128ZM150 224H151V223H150ZM177 224H174V225L176 226ZM16 225H17V224H16ZM16 225H15V226H16ZM102 225H103V224H102ZM160 225L162 226V224H160ZM160 225H159V226H160ZM171 225H173V224H171ZM181 225H182V224H181ZM231 225H232V224L230 223V226H231ZM83 226H84V225H83ZM97 226H99V225H97ZM103 226H104V225H103ZM130 226H131V225H130ZM145 226H146V225H145ZM154 226H156V225H154ZM154 226H152V227H154ZM163 226H164V225H163ZM163 226H162V227H163ZM168 226H169V225H168ZM224 226H225V225H224ZM227 226H229V224H228ZM0 227L3 228L1 225H0ZM10 227H11V226H10ZM25 227H26V225H25ZM79 227H80V226H79ZM95 227H96V226H95ZM128 227H129V226H128ZM156 227H157V226H156ZM173 227H174V226H173ZM207 227H208V226H207ZM244 227H246V226H244ZM19 228H20V226H19ZM80 228H81V227H80ZM92 228H94V227H92ZM98 228H99V227H98ZM102 228H103V227H102ZM147 228H148V226H147ZM163 228H164V227H163ZM165 228H167V227H165ZM168 228H170V226H169ZM171 228H172V227H171ZM176 228H177V227H176ZM11 229H12V227H11ZM14 229H16V228H14ZM78 229H79V228H78ZM86 229H87V228H86ZM89 229H91V228H89ZM205 229H206V228H205ZM230 229H231V228H230ZM232 229H233V228H232ZM18 230H19V229H18ZM36 230H37V229H36ZM42 230H43V229H42ZM72 230H73V229H72ZM79 230H80V229H79ZM130 230H131V229H130ZM152 230H153V229H152ZM157 230H158V229H157ZM162 230H163V229H162ZM165 230H166V229H165ZM175 230H176V229H175ZM244 230H245V229H244ZM0 231H1V230H0ZM3 231H4V230H3ZM10 231H11V230H10ZM22 231H23V229H22ZM97 231H98V230H97ZM119 231L121 232V230H119ZM122 231H123V230H122ZM132 231H133V228H132ZM154 231H155V230H154ZM160 231H161V230L159 229V233H160ZM169 231H170V230H169ZM172 231H173V229H171V232H172ZM12 232H13V231H12ZM15 232H16V231H15ZM17 232L19 233V232H21V231H17ZM39 232H41V231H39ZM77 232H78V231H77ZM89 232H90V231H89ZM134 232H135V231H134ZM157 232H158V231H157ZM161 232H162V231H161ZM163 232H164V230H163ZM165 232H166V231H165ZM4 233H5V232H4ZM8 233H9V231H8ZM27 233H28V232H27ZM36 233H37V232H36ZM81 233H86V232H83V231H82ZM81 233H80V234H81ZM91 233H92V232H91ZM121 233H122V232H121ZM159 233H157V234H159ZM173 233H174V232H173ZM6 234H7V233H6ZM6 234H5V235H6ZM92 234H93V233H92ZM117 234H118V233H117ZM150 234H151V233H150ZM169 234H171V233L169 232ZM178 234H179V233H178ZM2 235L4 236V234H2ZM18 235H20V234H18ZM74 235H75V234H74ZM85 235H86V234H85ZM98 235H99V234H98ZM123 235H125V234H123ZM153 235H154V234H153ZM172 235L174 236V234H172ZM14 236H15V235H14ZM22 236H23V234H22ZM22 236H21V240H22ZM112 236H113V235H112ZM159 236H160V235H159ZM173 236H172V237H173ZM177 236H178V235H177ZM191 236H192V235H191ZM1 237H2V236H1ZM15 237H16V236H15ZM34 237H35V236H34ZM89 237H90V238H88V239H92L91 236H89ZM99 237H100V236H99ZM115 237H116V236H115ZM124 237H125V236H124ZM163 237H164V236H163ZM3 238H4V237H3ZM10 238H11V237H10ZM17 238H18V237H17ZM84 238H85V236H84ZM126 238H127V237H126ZM157 238H159V237H157ZM161 238H162V237H161ZM170 238H171V236H170ZM177 238H178V237H177ZM12 239H13V238H12ZM162 239H163V238H162ZM162 239H161V240H162ZM179 239H180V238H179ZM18 240H19V239H18ZM24 240H25V239H24ZM155 240H156V239H155ZM166 240H169V239H166ZM171 240L177 241L175 237H174V239H171ZM26 241H27V240H26ZM31 241H32V240H31ZM122 241H123V240H122ZM125 241H126V240H125ZM169 241H170V240H169ZM169 241H166V242L169 243ZM73 242H74V241H73ZM155 242H156V241H155ZM158 242H159V241H158ZM158 242H157V243H158ZM172 242H173V241H172ZM25 243H26V242H25ZM48 243H49V242H48ZM48 243H47V245H48ZM161 243H162V242H161ZM170 243H171V242H170ZM22 244H24V243H22ZM28 244H29V243H28ZM164 244H166V243L163 242V245H164ZM44 245H45V244H44ZM157 245H158V244H157ZM159 245H160V242H159ZM159 245H158V246H159ZM23 246H25V244H24ZM33 246H34V245H33ZM99 246H100V245H99ZM99 246H98V247H99ZM160 246H161V249H163L162 245H160ZM167 246H169V245H167ZM171 246H172V245H171ZM177 246H178V245H177ZM34 247H35V246H34ZM98 247H97V248H98ZM155 247H157V246H155ZM164 247H165V246H164ZM172 247H173V246H172ZM185 247H186V246H185ZM99 248H100V247H99ZM159 248H160V247H159ZM168 248H169V247H168ZM173 248H176V247L174 246ZM179 249H180V247H179ZM179 249H178V250H179ZM181 249H182V248H181ZM95 250H96V249H95ZM95 250H94V251H95ZM169 250H170V249H169ZM169 250H168V251H169ZM175 250H176V249H175ZM9 251H10V250H9ZM94 251H93V252H94ZM162 251H163V250H162ZM172 251H173V250H172ZM5 252H6V251H5ZM12 252H13V251H12ZM160 252H161V251H160ZM175 252H176V251H175ZM177 252L179 253V251H177ZM180 252H181V250H180ZM7 253H8V252H7ZM9 253H10V252H9ZM163 253H164V252H163ZM169 253H170V251H169ZM164 254H166V253H164ZM167 254H168V253H167ZM170 254H171L172 257L175 255L174 252H173L174 255H172V253H170ZM182 254H183V253H182ZM30 256H31V255H30ZM30 256H29V257H30ZM81 256H82V255H81ZM83 256H84V255H83ZM83 256H82V258H83ZM92 256H93V255H92ZM101 256H102V253H101ZM160 256H161V255H160ZM164 256H165V255H164ZM167 256H169V255H167ZM5 257H6V258H9V257H7V255H6ZM79 257H80V256H79ZM84 257H85V256H84ZM157 257H158V256H157ZM93 258H94V257H93ZM122 258H123V257H122ZM159 258H160V259H161V258L163 259V257H159ZM2 259H3V258H2ZM80 259H81V258H80ZM84 259H85V258H84ZM99 259H100V258H99ZM162 259H161V260H162ZM164 259H166V258L164 257ZM6 260H7V259H6ZM9 260H10V258H9ZM13 260H14V259H13ZM90 260H91V259H90ZM90 260H88V261H90ZM103 260H104V259H103ZM157 260H158V259H157ZM10 261H11V260H10ZM86 261H87V260H86ZM88 261H87V262H88ZM91 261H92V260H91ZM158 261H159V260H158ZM217 261H218V260H217ZM3 262H4V261H3ZM47 262H49V261L47 260ZM61 262H62V261H61ZM83 262H84V260H83ZM101 262H102V261H101ZM115 262H116V261H115ZM121 262H122V261H121ZM123 262H124V261H123ZM215 262H216V259H215L214 263H215ZM6 263H7V262H6ZM24 263H25V262H24ZM52 263H53V262H52ZM52 263H50V264H52ZM75 263H76V262H75ZM90 263H91V262H89V264H90ZM92 263H93V261H92ZM104 263H105V262H104ZM127 263H128V262H127ZM127 263H126V264H127ZM129 263H130V262H129ZM144 263H145V261H144ZM160 263H161V262H160ZM160 263H159V264H160ZM211 263H212V262H211ZM211 263H210V264H211ZM7 264H8V263H7ZM9 264H10V263H9ZM22 264H23V263H22ZM58 264H59V263H58ZM62 264H64V263H62ZM98 264H99V263H98Z\"/></svg>",
    "mask_w": 264,
    "mask_h": 264
}]
</instances>
